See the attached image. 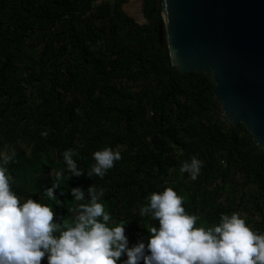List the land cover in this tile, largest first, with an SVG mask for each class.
Returning <instances> with one entry per match:
<instances>
[{
  "label": "trees",
  "instance_id": "obj_1",
  "mask_svg": "<svg viewBox=\"0 0 264 264\" xmlns=\"http://www.w3.org/2000/svg\"><path fill=\"white\" fill-rule=\"evenodd\" d=\"M132 2L138 18L124 9ZM161 3L0 0V152L14 153L13 191L53 205L54 221L73 226L81 202L70 189L84 190L87 202L89 186L103 188L109 226L125 224L129 247L147 243V229L158 226L139 209L165 187L198 217L195 227L236 212L264 234V151L242 124L219 115L209 75L171 66L159 45ZM104 147L120 159L90 178L92 154ZM68 149L84 171L79 177L66 171ZM194 155L202 167L192 180L179 168ZM52 182L60 185L54 200L45 193Z\"/></svg>",
  "mask_w": 264,
  "mask_h": 264
},
{
  "label": "clouds",
  "instance_id": "obj_2",
  "mask_svg": "<svg viewBox=\"0 0 264 264\" xmlns=\"http://www.w3.org/2000/svg\"><path fill=\"white\" fill-rule=\"evenodd\" d=\"M46 136V132L41 133ZM72 149L63 152V161L70 176H81ZM11 155L0 152V264H264V234L249 226L240 215L221 214L217 225L195 227L198 217L188 214L183 198L171 187L153 192L139 215L150 216L158 226L148 230L147 243L139 240L129 247L125 224L109 226L110 214L99 201L104 189L89 186L86 193L80 187L70 189L78 205L72 209L73 226L54 221L53 205L21 199L9 172ZM95 163L86 173L103 177L120 153L109 147L95 151ZM202 161L195 155L181 162L179 171L192 180L200 174ZM65 170L57 171V181ZM69 176V177H70ZM60 187L52 182L45 190L54 200L53 190ZM59 203V201H57ZM126 259L120 260L121 256Z\"/></svg>",
  "mask_w": 264,
  "mask_h": 264
},
{
  "label": "water",
  "instance_id": "obj_3",
  "mask_svg": "<svg viewBox=\"0 0 264 264\" xmlns=\"http://www.w3.org/2000/svg\"><path fill=\"white\" fill-rule=\"evenodd\" d=\"M161 16L171 66L209 75L219 115L264 151V0H162Z\"/></svg>",
  "mask_w": 264,
  "mask_h": 264
},
{
  "label": "rangeland",
  "instance_id": "obj_4",
  "mask_svg": "<svg viewBox=\"0 0 264 264\" xmlns=\"http://www.w3.org/2000/svg\"><path fill=\"white\" fill-rule=\"evenodd\" d=\"M126 12L135 18L139 17V4L138 2H132L129 5H126L125 8Z\"/></svg>",
  "mask_w": 264,
  "mask_h": 264
}]
</instances>
